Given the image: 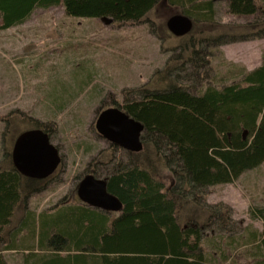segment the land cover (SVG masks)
<instances>
[{
    "label": "trees",
    "instance_id": "trees-1",
    "mask_svg": "<svg viewBox=\"0 0 264 264\" xmlns=\"http://www.w3.org/2000/svg\"><path fill=\"white\" fill-rule=\"evenodd\" d=\"M218 2L225 4L229 14L254 20L218 32ZM54 7H62L68 17L107 19L111 24L142 22L168 7L192 19L194 28L179 38L181 46L172 49L179 54L174 69L164 72L166 85L159 81L154 88L145 85L124 91L118 107L145 126L144 150L127 152L129 158L124 160L115 155L121 149L111 145L98 156L97 160L105 156L113 166L103 176L94 174L107 180L109 192L123 203L122 212L113 216L83 203L54 213L36 212L31 199L44 193L53 178L39 181L23 176L14 167L10 149L4 151L0 264H7L5 252L20 248L23 232L34 241L31 251H43L31 253L25 264H208L217 260L206 258L205 232L217 226L229 232L231 212L209 206L205 189L232 184L264 164V55L257 68L199 93L179 82V74L188 64L195 70L208 69L205 52L225 38L263 37L264 0H0V31L24 25L37 10ZM176 70L181 72L175 74ZM33 124V129L53 136L54 127ZM160 169L173 178L172 186L163 181ZM250 214L264 223L263 206ZM257 236L251 234L256 245L253 262L264 264V235ZM221 240L218 249L225 246Z\"/></svg>",
    "mask_w": 264,
    "mask_h": 264
},
{
    "label": "rangeland",
    "instance_id": "rangeland-1",
    "mask_svg": "<svg viewBox=\"0 0 264 264\" xmlns=\"http://www.w3.org/2000/svg\"><path fill=\"white\" fill-rule=\"evenodd\" d=\"M165 9L142 22L107 24L68 17L62 7H54L37 10L24 25L0 31V161L4 151L12 152L20 130L35 127L33 121L54 127L52 142L63 157L60 170L45 185L47 190L31 199V209L54 213L79 204L80 180L91 172L103 176L112 169L105 156L97 160L111 144L97 133L95 123L101 111L122 104L124 91L145 85L154 88L159 81L166 85L164 72L174 69L179 54L172 49L181 44L167 28L168 20L180 13ZM216 12L218 32L254 20L229 14L221 2ZM223 41L205 52L208 69L195 70L188 64L179 74V82L188 90L199 93L208 85L220 87L237 79L241 71L261 65L264 36ZM117 153L128 160L127 151L116 149V157ZM160 176L168 187L173 185L167 171L160 169ZM205 193L209 206L230 209L232 221L229 232L219 226L205 232L206 258H217L208 264H254L256 245L251 234L262 238L264 223L253 218L250 210L264 207V164L232 184L213 186ZM220 238L225 246L218 249ZM18 245V250L5 252L7 264H25L31 253L43 252L31 251L34 241L27 232ZM225 254L230 258L225 260Z\"/></svg>",
    "mask_w": 264,
    "mask_h": 264
},
{
    "label": "water",
    "instance_id": "water-1",
    "mask_svg": "<svg viewBox=\"0 0 264 264\" xmlns=\"http://www.w3.org/2000/svg\"><path fill=\"white\" fill-rule=\"evenodd\" d=\"M103 21L112 23L107 19ZM167 28L173 36L182 38L192 32L194 23L189 17L175 15L168 20ZM96 131L108 142L129 153L144 150L142 138L145 126L119 107L102 111L96 122ZM12 160L15 169L23 176L44 181L56 174L63 158L48 133L33 129L19 135L13 147ZM77 196L83 204L104 212L120 213L124 208L121 200L109 192L107 180L94 174H88L80 181Z\"/></svg>",
    "mask_w": 264,
    "mask_h": 264
},
{
    "label": "flooded vegetation",
    "instance_id": "flooded-vegetation-1",
    "mask_svg": "<svg viewBox=\"0 0 264 264\" xmlns=\"http://www.w3.org/2000/svg\"><path fill=\"white\" fill-rule=\"evenodd\" d=\"M114 107H117V105L114 106ZM101 113H102V111L100 112V114H101ZM100 114H99V115H100ZM99 115H98V117H99ZM97 120H98V118H97ZM97 120H96V122H97ZM95 128H96V123H95ZM62 164H63V162H62ZM62 164H61V166H62ZM61 166H60V168H61ZM60 168H59V170H60ZM59 170H58V171H59ZM57 173H58V172H57Z\"/></svg>",
    "mask_w": 264,
    "mask_h": 264
},
{
    "label": "bare ground",
    "instance_id": "bare-ground-1",
    "mask_svg": "<svg viewBox=\"0 0 264 264\" xmlns=\"http://www.w3.org/2000/svg\"><path fill=\"white\" fill-rule=\"evenodd\" d=\"M227 8V7H226ZM215 56V55H214ZM112 148V147H111Z\"/></svg>",
    "mask_w": 264,
    "mask_h": 264
}]
</instances>
